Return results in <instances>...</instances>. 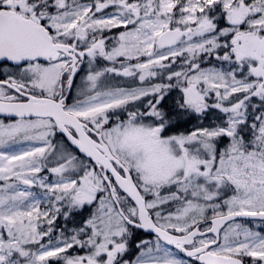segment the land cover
<instances>
[{"label":"snow or ice","instance_id":"6c2138e0","mask_svg":"<svg viewBox=\"0 0 264 264\" xmlns=\"http://www.w3.org/2000/svg\"><path fill=\"white\" fill-rule=\"evenodd\" d=\"M0 264H264V0H0Z\"/></svg>","mask_w":264,"mask_h":264}]
</instances>
